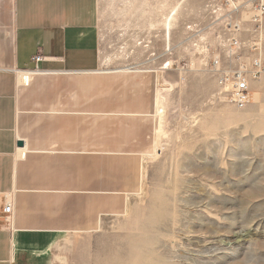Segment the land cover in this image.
Masks as SVG:
<instances>
[{"label": "rangeland", "instance_id": "obj_1", "mask_svg": "<svg viewBox=\"0 0 264 264\" xmlns=\"http://www.w3.org/2000/svg\"><path fill=\"white\" fill-rule=\"evenodd\" d=\"M179 1L100 0L103 69L155 82L151 94L136 86L152 119L122 126L121 146L151 147L121 157L116 177L132 194L104 196L114 212L66 239L57 264H264V86L239 108L211 71L218 35L250 19L252 0L217 13L211 0Z\"/></svg>", "mask_w": 264, "mask_h": 264}, {"label": "crops", "instance_id": "obj_2", "mask_svg": "<svg viewBox=\"0 0 264 264\" xmlns=\"http://www.w3.org/2000/svg\"><path fill=\"white\" fill-rule=\"evenodd\" d=\"M100 18V0H0V206L14 210L9 227L0 208V264H57L66 239L114 212L104 196L132 194L119 186L120 159L151 144L124 147L119 134L152 119L135 97L155 82L103 69Z\"/></svg>", "mask_w": 264, "mask_h": 264}, {"label": "built area", "instance_id": "obj_3", "mask_svg": "<svg viewBox=\"0 0 264 264\" xmlns=\"http://www.w3.org/2000/svg\"><path fill=\"white\" fill-rule=\"evenodd\" d=\"M242 1L211 0L210 3L216 6L214 13H217L225 9V5L237 9ZM250 2L255 11L250 19L231 23L228 31L218 35L219 50L213 56L211 67L220 99L239 108L249 106L255 101L259 87L257 84L264 81V0ZM43 58L40 52L33 56L36 63ZM30 71L41 72L38 67ZM0 208L5 224L13 226L12 201Z\"/></svg>", "mask_w": 264, "mask_h": 264}, {"label": "bare ground", "instance_id": "obj_4", "mask_svg": "<svg viewBox=\"0 0 264 264\" xmlns=\"http://www.w3.org/2000/svg\"><path fill=\"white\" fill-rule=\"evenodd\" d=\"M246 6H251V5H250V3H248ZM177 7H178V6H177ZM177 7H176V8H177ZM169 35H170V24H169V26H167V37H168ZM168 65H169V63H166V67H168ZM164 66H165V65H164ZM256 94H257V98H258V97L260 96V95H259L260 93H256ZM161 112H163V111H161ZM163 113H164V112H163ZM236 234H237V233H236ZM236 234H235V235H236ZM246 235H247V234H246ZM239 236H241V234H240ZM238 238H239V237H238Z\"/></svg>", "mask_w": 264, "mask_h": 264}, {"label": "water", "instance_id": "obj_5", "mask_svg": "<svg viewBox=\"0 0 264 264\" xmlns=\"http://www.w3.org/2000/svg\"><path fill=\"white\" fill-rule=\"evenodd\" d=\"M20 144H22V142H20Z\"/></svg>", "mask_w": 264, "mask_h": 264}]
</instances>
